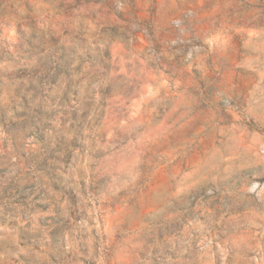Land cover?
Segmentation results:
<instances>
[{"label":"rangeland","instance_id":"obj_1","mask_svg":"<svg viewBox=\"0 0 264 264\" xmlns=\"http://www.w3.org/2000/svg\"><path fill=\"white\" fill-rule=\"evenodd\" d=\"M0 245L264 264V0H0Z\"/></svg>","mask_w":264,"mask_h":264},{"label":"trees","instance_id":"obj_2","mask_svg":"<svg viewBox=\"0 0 264 264\" xmlns=\"http://www.w3.org/2000/svg\"><path fill=\"white\" fill-rule=\"evenodd\" d=\"M49 72L50 71V68L47 69ZM47 75H45L46 77ZM41 85V80L38 82V85ZM37 87V86H36ZM51 87L48 88V91H50ZM68 87H66V89H68ZM67 222V221H66ZM63 230H66L65 227H64V224L63 223H60V222H55L54 224H51L50 227H49V233L51 236H53L54 234H59L60 232H62ZM51 242L55 243L57 246H56V249H55V252H57V254H61V253H64L65 252V243H64V239L59 238L57 240H52ZM81 245L84 246V244L81 243ZM3 250L4 247H2L0 245V250ZM82 252H85V248H82L81 249ZM83 257H72L71 259H69L68 261L66 262H62V264H72L73 262H76V261H80L82 262L83 264H95L94 260H93V257L92 256H86L85 253H83ZM15 262L14 258L10 255H8L7 253H3V260L0 264H7V262ZM34 264H38L37 262H35ZM43 264H49V263H43Z\"/></svg>","mask_w":264,"mask_h":264}]
</instances>
